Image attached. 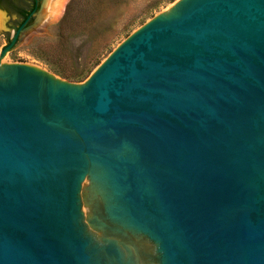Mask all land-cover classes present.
Instances as JSON below:
<instances>
[{"label":"water","instance_id":"1","mask_svg":"<svg viewBox=\"0 0 264 264\" xmlns=\"http://www.w3.org/2000/svg\"><path fill=\"white\" fill-rule=\"evenodd\" d=\"M25 23L0 49V264H134L86 232L87 175L92 222L158 264H264V0H175L80 82L3 61Z\"/></svg>","mask_w":264,"mask_h":264},{"label":"rangeland","instance_id":"2","mask_svg":"<svg viewBox=\"0 0 264 264\" xmlns=\"http://www.w3.org/2000/svg\"><path fill=\"white\" fill-rule=\"evenodd\" d=\"M173 1L40 0L35 18L22 31L3 61L28 62L66 80L83 81L114 47ZM0 15L3 20L1 49L13 30L3 25L8 17L3 16L4 13ZM91 184L87 175L80 189L82 221L86 232L101 243L103 237L116 240L124 258L128 255L122 246L125 244L131 251L134 264H158L155 245L147 237L125 230L127 238L126 234L109 231L92 222L96 215ZM95 197L101 204L99 195L95 194Z\"/></svg>","mask_w":264,"mask_h":264},{"label":"flooded vegetation","instance_id":"3","mask_svg":"<svg viewBox=\"0 0 264 264\" xmlns=\"http://www.w3.org/2000/svg\"><path fill=\"white\" fill-rule=\"evenodd\" d=\"M40 0H0V13L7 16L8 20L4 22V26L10 27L14 32L26 20L21 31L29 26L30 22L35 18L36 12L39 10ZM2 29L0 28V31ZM20 31L19 35L22 33ZM2 33V32H1ZM12 34V36H13ZM18 35V38L20 37ZM9 38V42L12 38Z\"/></svg>","mask_w":264,"mask_h":264},{"label":"bare ground","instance_id":"4","mask_svg":"<svg viewBox=\"0 0 264 264\" xmlns=\"http://www.w3.org/2000/svg\"><path fill=\"white\" fill-rule=\"evenodd\" d=\"M3 18V17H2ZM1 21H3L2 19H1V15H0V28H1V26H2V22Z\"/></svg>","mask_w":264,"mask_h":264},{"label":"trees","instance_id":"5","mask_svg":"<svg viewBox=\"0 0 264 264\" xmlns=\"http://www.w3.org/2000/svg\"><path fill=\"white\" fill-rule=\"evenodd\" d=\"M142 22H143V20H142ZM142 22H141V23H142ZM95 64H98V62H96ZM83 78H84V77H83Z\"/></svg>","mask_w":264,"mask_h":264}]
</instances>
